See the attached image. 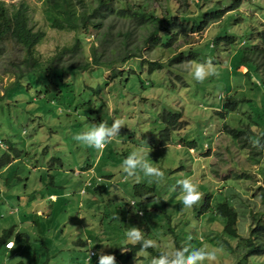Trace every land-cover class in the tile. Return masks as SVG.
I'll list each match as a JSON object with an SVG mask.
<instances>
[{
    "label": "rangeland",
    "instance_id": "374dc122",
    "mask_svg": "<svg viewBox=\"0 0 264 264\" xmlns=\"http://www.w3.org/2000/svg\"><path fill=\"white\" fill-rule=\"evenodd\" d=\"M3 1L28 7V25L44 33L34 56L52 66L28 72L10 87L18 72L27 70L21 64L27 55L11 41L2 46L0 95L5 96L0 102V140L7 150L0 148V158L9 156L11 163L1 167L0 174L12 175L14 181L7 185L0 180V236L13 228L16 247L10 254L0 248V264H86L90 250L114 255L116 264H150L152 258L140 252L138 260L122 255L129 245L125 232L132 226L149 231L145 238L157 241L155 248L166 252L175 249V236L182 249H222L216 264H264V255L251 256L246 262L239 252L228 250L225 242L234 248L237 241L223 233L226 221L215 215L219 204L231 205L238 213L241 238L248 234L252 214L264 223V187L257 186V177H264V150L251 143L264 137V75L248 60L264 29V0H132L144 11L156 7L167 20L176 18L166 28L172 36L175 29L178 32L171 49L144 48L148 28H134L122 19L109 18L102 31L110 30L111 38L120 40L117 32L131 27L132 39L137 47L142 46L148 60L163 57L165 62L172 53L186 56L189 50L195 58L152 73L139 59L129 58L111 66L122 72L111 80L107 66H91L61 80L52 71L84 64L82 50L90 53L102 33L80 40L83 48L71 52L76 33L49 28L43 0ZM87 2L95 4L94 0ZM221 11L224 14L217 22L207 19ZM203 21L213 23L192 32L191 27ZM110 24L115 26L109 28ZM179 25L185 28L177 29ZM97 49L100 52L101 46ZM122 51L121 45H109L107 56L114 60ZM209 57L217 75L198 83L189 62L204 63ZM232 97L246 102L241 103L239 113L225 114L223 104ZM165 113H181L182 117L169 143L160 147L161 133L167 127ZM117 119L124 120V128L102 152L73 139L93 124L103 121L111 126ZM144 141L152 149L150 162L164 171L165 181L149 182L140 174L139 182L155 190L153 201L139 202L141 218L128 206L138 181L127 177L121 165ZM185 141L194 142L195 152L189 153L181 144ZM258 151L261 157L256 164ZM87 166L93 167L94 174L92 169L87 176L80 172ZM78 171L80 175H75ZM186 178H192L204 196L192 212L183 209L177 184ZM50 179L53 185H46ZM87 183L96 188L90 191ZM50 194L59 198L56 204L49 202ZM206 196H211V207L203 212ZM15 208L18 212L10 214ZM97 261V255L91 258V264Z\"/></svg>",
    "mask_w": 264,
    "mask_h": 264
},
{
    "label": "trees",
    "instance_id": "16d2710c",
    "mask_svg": "<svg viewBox=\"0 0 264 264\" xmlns=\"http://www.w3.org/2000/svg\"><path fill=\"white\" fill-rule=\"evenodd\" d=\"M159 1L160 0H142L143 3ZM42 3L44 7V19L49 28L58 31L68 30L76 33L75 43L72 48L69 49L71 52H74L77 49L81 50L83 48L80 40L86 37H98L102 33L101 41L97 43L98 45H96V43L94 44V46L91 48L92 50L90 53L87 54L86 51L82 50V57L85 59L84 64H74L67 67L60 66L57 69L53 68L52 71L55 74L54 76H56L59 80H61V78L65 75L72 77L75 75V73L77 74L78 71L87 70L91 66H107L108 68H111L112 65L118 64L119 62L125 63L129 58L139 59L141 64L143 66H146L148 73L161 71L163 67L168 64H181L188 60L191 61L195 58V55L190 52L191 50H189V53L186 56H183L181 52L178 54L172 53L173 56L167 58V60L165 61H169V63L167 64L163 62V60H165L163 57H159L156 60H148L143 55L142 46L137 47L134 39H132L133 32L131 27L126 32H117V35L121 37L120 40L111 38L112 33L110 32V30L102 31V28L109 18L111 20L112 18L122 19L129 22L131 24L130 26H132L133 23L134 28H148V35L144 39V48H148L150 50L152 48L157 49L159 47H163L165 50H170L171 43L176 40L178 32L175 29V36H172V33L167 31L166 28L170 24H175L176 18L167 20V17L162 16L161 11L156 7H151L149 11H144L141 9L140 5L132 3V0H94L95 4H91L87 2V0H43ZM27 10L28 7L24 3L20 2L19 6H15L8 5L3 0H0V55L3 52V44L8 41H11L16 46L24 49L27 55L26 58H24L21 62L23 66L27 67V70L25 72H22L20 70L15 81L11 84L10 87H15V85L18 83L19 78L26 75L28 72H36L39 69L45 67V65L52 66L50 63H45L41 60H38L34 56L35 47L41 42V39L44 37V33L42 31H34L28 25ZM156 13H159V15H157ZM223 14L224 11L211 14L207 16V19H209V21L217 22L223 16ZM160 15L162 17V20L159 18ZM210 23L213 22L203 21L201 26H192L191 30L192 32L202 31L206 29ZM114 26L115 24H110L108 27L111 28ZM184 28L185 27L183 25L177 26V29ZM257 41L258 45H256L254 49L252 48L251 53H248V55L251 56V58L248 60L256 64L257 73L262 71L264 75V29L259 31ZM109 45H113L114 47L121 45L123 49L122 53L119 54L118 57L114 60H109L107 56V49ZM97 46H101L100 52L97 49ZM63 51L60 52V54H62ZM260 67L262 70H260ZM171 68L174 67L171 66ZM48 69L47 72L49 73ZM116 71L115 69L111 68V72L108 77L109 80L122 74V72L119 73V71ZM246 75H249L250 77V74L246 73ZM64 86L67 87V84L64 83ZM4 96L5 94L0 95V102L3 101ZM242 102H246V99H237L232 97L231 99H228L225 104H223L222 111L225 114L229 111H237L239 113V108ZM223 112L222 114L220 113L221 116L223 115ZM181 117V113H165L163 115V121L167 124V127L164 128L161 133L163 140L160 143V147H165L169 143L172 131L177 129L178 121ZM233 133L236 134L235 131H233ZM181 144L186 146L187 149L194 148L195 145L194 142L187 141H185V143L181 142ZM255 155L257 157V164L260 159L259 157H261V152L258 151L255 153ZM9 163H11L9 156L0 158V168L5 167ZM91 169H93L92 166H87L84 171L87 174ZM1 178L4 179L7 185L10 184V182L14 181L12 179V175L9 174L6 175L1 173L0 180ZM103 178L110 179V176H106ZM39 181L42 183L41 179ZM97 181L99 182V179ZM46 185H53V180H48V183H46ZM90 186V191L96 188L94 187L95 185H91V183ZM96 190L99 189L97 188ZM154 191L155 190L153 187L145 183L138 182L134 184L132 187L133 199L130 201H134L136 205L135 207H131L128 203V206L132 209L135 208L136 210H141L139 202L146 203L153 201ZM210 197L211 196H207L205 198V204L202 207L203 212L210 209L211 207ZM56 200L58 201L59 198H57ZM56 203L57 202L52 204ZM17 212L18 209L15 208L10 212V214ZM37 212L40 213V211H35L36 216L42 215H37ZM215 214L225 219L226 221L222 229L223 233L237 241V244H235L234 248H231L230 245L224 241L228 250L235 251L237 253L239 252V254L243 256V260L246 262L249 261L248 259L251 256L264 255V223L262 221L261 223H259L257 216H251V225L248 229V234L247 236H245V238H241L238 235V213L231 205L226 202L219 204L216 207ZM137 216L139 215L137 214ZM143 216L144 214L142 215V217ZM145 227H147V225ZM143 231L145 232V237H147L149 231H146L145 228L143 229ZM13 233V228L3 231L0 236V248L7 251L4 245L10 238H12ZM174 240L176 243L175 249H182L181 246L177 245V238L175 236ZM126 248L127 252L122 254L123 257L126 256L127 259H137L136 255L138 252H140V245L133 246L129 244L128 246H126ZM89 252L92 251L90 250ZM147 252V256L149 258H153L158 257L160 254L165 253L166 251L164 249L149 248ZM94 257L95 255L91 256V258ZM36 262L34 264H36ZM19 264L24 263L20 262Z\"/></svg>",
    "mask_w": 264,
    "mask_h": 264
},
{
    "label": "clouds",
    "instance_id": "9594fccd",
    "mask_svg": "<svg viewBox=\"0 0 264 264\" xmlns=\"http://www.w3.org/2000/svg\"><path fill=\"white\" fill-rule=\"evenodd\" d=\"M189 63L194 66L193 79L198 83H203L207 78L217 75V68L211 57H209L204 63ZM256 82L259 83L258 81ZM124 123V120L117 119L113 121L111 126H109L106 122L102 121L99 124H93L88 131L75 135L73 139L87 147L96 149L98 152H102V150L105 149L109 143L120 136V130L124 128ZM262 140H264V137H257L253 139L251 143L253 147H256L259 150H264V143H262ZM0 148L7 150V146L2 144L1 141ZM190 150L195 151L194 148H191ZM151 151L152 149L148 146L147 142L144 141L143 146L135 149V151L131 152L124 159L121 168L127 177H133L139 182L141 179L140 174L142 173L144 178L149 179V182L159 184L165 181L164 171L153 166V163L150 162L151 160L149 159V153ZM89 173L90 172H88L86 176L89 175ZM92 174H94L93 169ZM100 181L101 180L99 179V182ZM177 184L180 187L182 193L180 200L183 204V209L187 210L188 212H192L194 207L199 205L203 200V193L198 190V185L193 182L192 178L179 180L177 181ZM86 186L88 188L91 187L90 183H87ZM257 186L264 187V177H257ZM85 191L86 189L82 191V193ZM53 199H55V197H53ZM132 203L134 204V201ZM39 214L41 213L38 212L37 215ZM117 218L119 219V217ZM125 236L126 243L133 246L140 245V253L145 256L148 255L147 250L149 248H155L158 246L157 241L146 239L145 232L136 226L127 228ZM191 238L192 237L190 236L189 239ZM4 247L7 249L8 254H10V252L16 247L14 238H10ZM221 251L222 249L219 248H214L212 250L200 248L191 251L187 247L183 249H173L160 254L158 257H153L150 264H216L218 261V254ZM92 255L98 256L97 264H116V257L111 254H105L103 250H101L99 253L89 252L86 264H91Z\"/></svg>",
    "mask_w": 264,
    "mask_h": 264
},
{
    "label": "crops",
    "instance_id": "0c3cea01",
    "mask_svg": "<svg viewBox=\"0 0 264 264\" xmlns=\"http://www.w3.org/2000/svg\"><path fill=\"white\" fill-rule=\"evenodd\" d=\"M181 146H182V145H181ZM181 146H180V144H178L177 147L180 148ZM189 150H190V148L188 149V151H189ZM193 152H195V151H193ZM189 153L192 154L190 151H189ZM80 172L83 173V172H85V171H84V170H81ZM75 175H80L79 171H78V172H75ZM54 195H55V194H50L49 197H48V200L51 201L52 203L58 202V201L56 200L58 197H56V195H55V196H54ZM53 197H55V199H53ZM19 201H20V199H19ZM37 213H38V212H37ZM40 213H41V212H40ZM38 217H40V216H38ZM215 218H216V217H215ZM216 221H217V219H216Z\"/></svg>",
    "mask_w": 264,
    "mask_h": 264
},
{
    "label": "built area",
    "instance_id": "2783aa9c",
    "mask_svg": "<svg viewBox=\"0 0 264 264\" xmlns=\"http://www.w3.org/2000/svg\"><path fill=\"white\" fill-rule=\"evenodd\" d=\"M132 202H133V201H130V203H129L130 206H131V207H135L136 203L134 202V204H133ZM137 214H138L139 216H142V215H143V213H142L141 210H138V211H137ZM91 253H92V252H91Z\"/></svg>",
    "mask_w": 264,
    "mask_h": 264
}]
</instances>
